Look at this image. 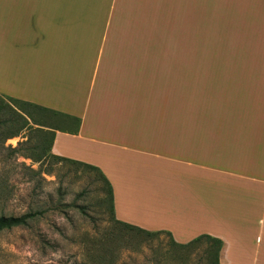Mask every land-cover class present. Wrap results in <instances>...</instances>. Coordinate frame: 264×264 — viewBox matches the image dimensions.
<instances>
[{
    "label": "crops",
    "instance_id": "crops-1",
    "mask_svg": "<svg viewBox=\"0 0 264 264\" xmlns=\"http://www.w3.org/2000/svg\"><path fill=\"white\" fill-rule=\"evenodd\" d=\"M249 20L264 0H0V95L79 119L51 153L102 173L115 220L264 264V75L243 74L264 67V31Z\"/></svg>",
    "mask_w": 264,
    "mask_h": 264
},
{
    "label": "rangeland",
    "instance_id": "rangeland-1",
    "mask_svg": "<svg viewBox=\"0 0 264 264\" xmlns=\"http://www.w3.org/2000/svg\"><path fill=\"white\" fill-rule=\"evenodd\" d=\"M249 22L251 29L264 31V20ZM205 54L229 57L234 52ZM243 74L263 76L264 67L247 68ZM0 98L9 103L7 97ZM5 116L0 114V122ZM21 125L0 123V216H38L26 227L0 233V264H211L205 240L180 246L164 233L149 235L117 223L96 171L26 158L24 154L45 136L26 127L7 139Z\"/></svg>",
    "mask_w": 264,
    "mask_h": 264
},
{
    "label": "trees",
    "instance_id": "trees-1",
    "mask_svg": "<svg viewBox=\"0 0 264 264\" xmlns=\"http://www.w3.org/2000/svg\"><path fill=\"white\" fill-rule=\"evenodd\" d=\"M7 99L9 103H6L4 99L0 98V114L5 113V115H7V117L5 116L6 118H3V120L0 122L1 125H5L8 123L13 125L19 121L22 122V125L19 127V130L8 134L7 139L18 136L20 134V131L26 127H30L31 129L33 128V130L39 131L40 133L44 134L45 139L40 142L39 141L35 142V144H33V146L29 149V152L27 154H24V156L32 160V162L34 163H41L42 160L52 159L56 162H68L96 171L100 177V180L103 182L105 186L106 193L110 201L111 212L113 214L111 186L97 168L81 162L59 157L51 153V147L54 141L55 131L66 132L64 127L70 124L68 123L70 120L72 122L70 125H73V129L71 132L68 133H77L80 125L79 119L70 118L69 116L60 114L51 109L37 106L22 100H17L10 97H7ZM28 108L33 112H29L27 110ZM57 118H58V122L59 121L61 122L60 124H58ZM37 216L38 213L35 212H28L20 216H0V233L18 227H26L28 223L35 220ZM115 221L130 230L147 233L149 235L159 234V232H147L138 227L125 224L117 220ZM202 240H205V242L208 245V247L204 251L208 261L211 264H218L219 253L223 245L220 239L211 237L209 235H200L186 244H177L174 243L173 241L172 242L175 245L186 246L201 242Z\"/></svg>",
    "mask_w": 264,
    "mask_h": 264
}]
</instances>
